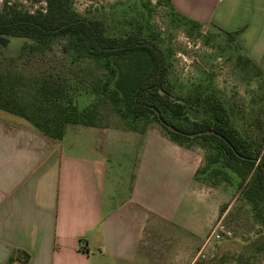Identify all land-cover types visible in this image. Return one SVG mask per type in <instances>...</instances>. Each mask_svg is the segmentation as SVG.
<instances>
[{"label":"crops","instance_id":"0c3cea01","mask_svg":"<svg viewBox=\"0 0 264 264\" xmlns=\"http://www.w3.org/2000/svg\"><path fill=\"white\" fill-rule=\"evenodd\" d=\"M167 1L264 73V0ZM204 156L156 128L68 124L52 141L0 114V264H195L225 198L196 179Z\"/></svg>","mask_w":264,"mask_h":264},{"label":"trees","instance_id":"16d2710c","mask_svg":"<svg viewBox=\"0 0 264 264\" xmlns=\"http://www.w3.org/2000/svg\"><path fill=\"white\" fill-rule=\"evenodd\" d=\"M43 1L44 9L33 13L22 10L17 3L7 2L0 10V41L6 37L25 40L17 58L0 59V111L22 118L52 141L61 140L68 124L98 126L88 109H78L64 78L52 73L38 74L28 89L26 79L16 69L19 59L29 54L43 56L55 40L64 39L66 46L78 55L101 64L106 74L95 92L111 103L113 111L128 126L132 124L129 130L143 133L145 129H135L133 124L155 122L175 143L207 150L205 167L197 174H204L210 166L216 174L226 176L225 170L233 173L238 178V198L249 206L256 222L264 224V134L243 137L232 125L222 101L212 94L195 91L184 97L174 96L169 86L172 65L153 35H146L141 24L127 35L110 37L101 20L87 18L73 9L74 0ZM186 21L201 28L197 23ZM224 35L234 42V34ZM238 62L251 65L264 76L242 54ZM176 118L190 123H176ZM166 126L175 131H169ZM260 126L256 128L260 130ZM253 258L264 260V242L248 259ZM26 262L24 258L23 263Z\"/></svg>","mask_w":264,"mask_h":264},{"label":"rangeland","instance_id":"374dc122","mask_svg":"<svg viewBox=\"0 0 264 264\" xmlns=\"http://www.w3.org/2000/svg\"><path fill=\"white\" fill-rule=\"evenodd\" d=\"M6 2L17 3L30 13L45 7L43 0H0V10ZM73 9L87 18L101 20L106 35L110 37L127 35L141 24L146 35H153L172 65L169 86L174 96L184 97L195 91L212 94L222 101L232 125L243 137L252 133L264 134V76L251 65L238 62L240 52L228 36L213 29L193 26L175 15L165 0H74ZM3 39L5 41H0V59L17 58L25 40L16 37ZM66 45V40L58 39L43 56L29 54L19 59L16 69L26 79L25 86L30 89L33 77L38 74L59 75L70 86L78 109H88L92 113V121L98 125L121 124L130 129L132 124L128 126L113 111L111 103L95 92L106 74L101 64L78 55ZM27 88L24 92L26 100ZM0 114L26 122L3 111ZM187 117L191 120L190 113ZM174 121L182 125L190 123L181 118ZM259 124L260 130L256 128ZM133 125L138 130L156 128L164 132L155 122L147 124L142 121ZM204 153L206 155L208 151L204 150ZM204 167L205 161L201 168ZM212 168L210 166L204 174H197L196 179L204 186L220 187L224 191L218 219L223 231L217 232L219 240L211 238L205 258L200 261L204 264H264V260L248 259L264 242V224H258L249 206L238 198V178L228 170H225L226 176L213 173ZM225 177L228 181H224Z\"/></svg>","mask_w":264,"mask_h":264},{"label":"built area","instance_id":"2783aa9c","mask_svg":"<svg viewBox=\"0 0 264 264\" xmlns=\"http://www.w3.org/2000/svg\"><path fill=\"white\" fill-rule=\"evenodd\" d=\"M218 230L223 231V227H222L219 223H218V224L216 225V227L211 231V233H210L209 237L207 238V241H206V242L209 243L212 237H214V239H216V240H219V239H220V236H219V234L217 233ZM226 233L229 235L228 232H226ZM81 247H82V245H80V248H81Z\"/></svg>","mask_w":264,"mask_h":264},{"label":"water","instance_id":"95a60500","mask_svg":"<svg viewBox=\"0 0 264 264\" xmlns=\"http://www.w3.org/2000/svg\"><path fill=\"white\" fill-rule=\"evenodd\" d=\"M156 114H157V117L159 118L160 123H161L162 125H164V121L160 119V115H159V113L156 112ZM166 127H167V129H168L169 131H171V132H174V131H175V129L172 128L171 126H166ZM207 133H210V132H207ZM193 136H194V135H191V137H193Z\"/></svg>","mask_w":264,"mask_h":264}]
</instances>
